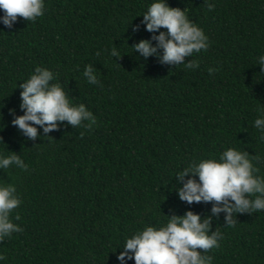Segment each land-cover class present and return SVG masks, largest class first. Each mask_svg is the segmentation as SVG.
<instances>
[{
  "label": "trees",
  "instance_id": "1",
  "mask_svg": "<svg viewBox=\"0 0 264 264\" xmlns=\"http://www.w3.org/2000/svg\"><path fill=\"white\" fill-rule=\"evenodd\" d=\"M43 2L35 21L0 22V157L16 153L27 165L0 169V186L13 185L21 200L10 219L23 229L0 241V264H121L126 240L146 227L187 211L211 215L212 203L179 199L176 177L230 148L259 156L254 175L264 178V132L254 124L264 118V0H166L208 37L207 51L185 58L199 63L191 70L132 48L152 39L142 16L158 0ZM89 64L98 84L84 76ZM37 67L93 113L91 129L65 121L45 137L34 125L32 141L12 125V110L24 115L19 85ZM225 215L212 217L219 247L201 254L212 264H264V210L234 214V227Z\"/></svg>",
  "mask_w": 264,
  "mask_h": 264
},
{
  "label": "clouds",
  "instance_id": "2",
  "mask_svg": "<svg viewBox=\"0 0 264 264\" xmlns=\"http://www.w3.org/2000/svg\"><path fill=\"white\" fill-rule=\"evenodd\" d=\"M207 7L212 11L214 4L208 3ZM44 8L43 0H0V9L4 12L0 22L7 28H12L18 22V17L35 21L44 15ZM142 17L146 31L154 35L151 40H141L133 45L135 52L145 59L156 56L164 65L183 64L189 70L199 67L197 61L185 62V58L191 57L194 52L207 51L210 45L203 30L188 19L186 10L172 8L166 0H158L150 5ZM160 29H167V32H161ZM139 30V25L133 27L134 32ZM157 32L159 35H155ZM152 41H156V46H153ZM160 50H163L162 56ZM96 55L99 56L100 53L97 52ZM111 56L119 57L115 48L112 49ZM258 64L264 72V56L259 57ZM95 71L91 64L84 71V76L91 84L99 83ZM208 71L215 73L218 69L209 68ZM53 80L51 71L37 67L35 73L19 85L22 101L20 108L24 115L16 116L15 110H12V125L32 141L39 136L35 126L42 128L45 137H48V133L59 131L60 124L65 121L74 128L88 121L84 125L88 129L96 123L93 113L84 104H70L62 86L51 83ZM254 124L264 132V118L256 119ZM261 138L264 139V135ZM259 159V156H251L247 151L240 152L230 148L223 152L218 161L207 159L193 162L176 177L182 184L177 189L179 199L189 205L212 203L211 215L202 218L193 211H187L182 217L167 216L169 219L166 226L159 229L148 226L128 238L117 259L121 264H125L126 258L134 260L135 264H212L211 256L201 254L218 248V241L222 238L218 230L212 231V217L218 218L223 212L226 214L225 225L234 227L237 223L234 214H251L264 210V178L254 175L259 169L252 163V160ZM11 165L27 171V165L16 153L6 158L0 157V169H7ZM187 177L191 178L186 179ZM16 191L11 184L0 186V241L13 232L23 231L10 219L12 210L21 204ZM15 219L20 220V215L17 214ZM3 259L6 257L0 256V260Z\"/></svg>",
  "mask_w": 264,
  "mask_h": 264
}]
</instances>
